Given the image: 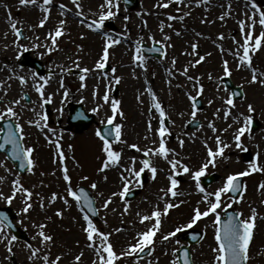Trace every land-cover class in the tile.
<instances>
[{
  "label": "rangeland",
  "instance_id": "rangeland-1",
  "mask_svg": "<svg viewBox=\"0 0 264 264\" xmlns=\"http://www.w3.org/2000/svg\"><path fill=\"white\" fill-rule=\"evenodd\" d=\"M198 1L172 0L168 7H162L160 5L168 3V0H139V6L127 10L122 0H114V5L117 2L119 5L118 9H111L116 15L97 28L93 22L108 10L101 8L106 0H50L47 4L45 0H35L31 4H21L20 0H0V82H3L0 87V97L3 98L0 110L9 105L15 107L19 116L7 118L23 125L24 146L34 148V164L25 175L19 173L5 153L0 152V206L12 207L17 212L16 223L30 235L27 243L17 239L12 241V251L9 252L8 240L13 235L4 224V231L0 232L1 264H13L12 253L16 254L19 264H55L57 257L60 258L59 264H100L96 253L100 239L95 238V246L88 240L85 232L87 222L78 204L70 199L69 181L65 179L63 166L68 167L71 177L79 176L72 182L74 188L84 181L91 188L100 212V222H96L95 226L100 231L105 228L102 232L111 233L109 241L118 254L127 251L131 244L136 243L138 233L148 230L155 223V217L143 222L141 218L151 216L156 210L161 211V225L154 238V250L149 246L151 252L144 258L124 256L114 264H178L176 250L183 243L179 236L188 228L168 240H163V236L189 223L197 207L201 210L208 207V201L203 199L204 192L199 187L207 193H214L224 186L229 175L248 171L249 174L243 176V194L235 200L228 193L222 194L217 212L220 215L224 210L233 208L239 212L241 220H246L253 210L256 211L254 238L247 262L264 264V188L260 187L264 183V171H249L253 161L264 168V41L259 49L251 50L264 26L258 23L257 12V23L250 42L249 66L241 60L247 25L255 11L251 0H214L208 5ZM257 4L264 9V0H257ZM69 10L76 17L68 15ZM45 17L47 20L41 26L40 21ZM61 20L66 22L65 31L57 38L58 47L49 52V33H54ZM241 21H245L244 29H241ZM109 22L115 28H111ZM90 23H93L92 28L88 26ZM12 24L20 29V35ZM100 28L106 32L97 30ZM109 38L119 42L109 47ZM152 39L165 45V57L156 59L141 49L144 61H137V47L142 42L150 44ZM193 45L197 47L193 49ZM105 47L109 51L106 71L105 67L96 68ZM25 54L40 60L45 73L37 74L34 66H23L21 59ZM200 57L204 59L197 64L196 60ZM224 61H228L234 83L241 85L246 92L242 100H233L231 106L226 103L231 98V92L222 81ZM113 67L116 69L114 73L111 71ZM84 68L90 71L85 74ZM81 75L85 76L84 80L80 79ZM253 75H256V81H253ZM20 76L25 77L26 83L20 81ZM115 77H120L119 82ZM44 80L47 83L44 84V97H41L37 83ZM116 85L117 94L114 93ZM200 85H203V92L198 94ZM25 94L30 96V102L25 100ZM105 95L109 96L108 102L103 99ZM189 95L200 97L202 102V106L195 110V117L192 116L194 106ZM47 97L51 98L48 103L53 118L55 121L61 119L59 123L41 120V116L46 115L44 98ZM157 99L168 117L164 142L173 150L167 158L164 157L165 160L159 157L158 162L154 154L161 141L158 131L161 115L154 107ZM15 100L21 103L13 105ZM115 100L121 101L119 108L124 115L115 114L113 125H122V136L120 141L112 144L114 150L122 151V155L119 163H110L107 169L101 171L106 159L104 143L91 126L87 133L85 131L80 135L75 132L68 124V112L74 102H83L88 111L97 114L96 127H99L114 115L111 102ZM249 105L252 110H249ZM248 116L257 118L261 127L242 135L244 151L236 146L235 135ZM191 119L200 120L202 124L197 129H187ZM30 120H40V125L29 124ZM213 124L215 129L211 126ZM217 136L229 147L223 156H217L214 165L209 164L201 176L213 172L219 176L216 182L205 187L195 179V172L210 159L208 149L219 147ZM132 144L138 145V149L131 148ZM144 156L157 168V173L153 177L150 169H145L147 179L142 182L139 178V183L130 178V189H136L138 194L134 200L128 201L119 194L124 185L121 174L128 175L125 169L132 167L133 158L136 159L134 167L139 170ZM173 159L179 161L175 169L170 164ZM185 164L189 166L187 173L183 171ZM172 176L179 181L176 196L168 192ZM16 180L32 195L29 198L27 193L17 191L9 202L6 198L13 196L14 188H19L14 183ZM93 183L96 188L91 187ZM54 193L57 199L52 200ZM113 193L116 195L113 196ZM110 197L111 203L105 208L103 205ZM209 200L214 201V196H210ZM28 203L32 206L24 212ZM168 203L176 206L165 214ZM60 211L63 215L58 214ZM39 225L45 226L43 231L53 237L52 241H43L39 236ZM218 226L215 214L202 217L193 226L204 232L203 240L190 248L195 264H218L219 243L215 239ZM29 244L31 248L27 246ZM37 248L40 251L34 253ZM81 253L83 256L77 261L76 256Z\"/></svg>",
  "mask_w": 264,
  "mask_h": 264
},
{
  "label": "snow or ice",
  "instance_id": "snow-or-ice-1",
  "mask_svg": "<svg viewBox=\"0 0 264 264\" xmlns=\"http://www.w3.org/2000/svg\"><path fill=\"white\" fill-rule=\"evenodd\" d=\"M50 0H45V3H49ZM172 0H168V3H164L160 6L162 7H168L169 3H171ZM178 2H182V0H178ZM21 4H31V3H35V0H20ZM251 6L253 7V9L255 10L253 12L252 17L250 18V23L247 25L248 27V33L245 34L244 37V44H243V57L242 60L246 61L247 64L249 66H251V56L249 55L250 52V42L253 40V36L252 33L254 32V28L255 25L257 23L256 20V14L258 12V16H259V20L258 23L261 26H264V9H261L260 6L257 4V0H251ZM77 7L79 8L80 5L77 4ZM113 7H116L118 9L119 5L118 2L114 5V0H106V3L104 5H101V8H107L108 10L106 12H103L100 14L99 16V20L98 21H94L93 23L95 24V26L97 28L102 27L104 24V21L107 20L110 17H113L116 15V13L114 11H112L111 9ZM126 19H128L126 17ZM174 19V17H173ZM182 19V17H181ZM221 19H223V16L221 17ZM47 17H45L44 19H42L40 21L41 26L44 25V23L46 22ZM65 21L61 20L59 23V26L55 29L54 33L50 32L49 36L51 38V46L48 47V51L52 52L53 50H55L58 47L57 44V38L62 36L65 28ZM93 23H90L88 26L89 28L93 27ZM241 25V29L245 28V21H241L240 22ZM12 28H14L16 30L17 35H20V29L16 28L15 24H12ZM221 38H223V34H221ZM262 41H264V31H262L259 36L257 38H255L254 41V47L251 49L252 51H255L256 49H259L261 47V43ZM119 41H113L111 38H109V47L111 46V44L113 43H118ZM23 47V46H21ZM197 47V45H193V49H195ZM137 55L135 56V59L137 61H144V57L140 54L141 52V48L137 47L136 49ZM109 59V51H108V47H105L104 52H103V56L100 62H98L96 64V68H104L105 67V62ZM204 59V57H200L198 60H196V63H200L202 60ZM78 66V65H77ZM224 68H225V75H230L231 72L228 68V61H224ZM90 71V69L88 68H84L83 72L85 74H87ZM111 71L114 73L116 71V69L113 67L111 69ZM253 72H255V69H253ZM35 77V73L33 74ZM185 75H187V70L185 69ZM211 78V77H210ZM20 81L22 83H26V79L24 76H20L19 77ZM81 80L85 79L84 75L80 76ZM189 79H193L192 77H189ZM253 81L257 80L256 75H253L252 77ZM116 82H119L120 77H115ZM47 83V80H44L43 83H37V91L40 93L41 97H44V84ZM3 86V82H0V87ZM61 86H63V83L61 82ZM194 87L196 85H193ZM149 91H151V89H149ZM203 92V85H200L199 89H198V94ZM65 95H67V93H65ZM153 96L155 98V94L153 93ZM51 98L47 97L44 98V103L49 102ZM105 102L109 101V96L105 95L103 97ZM192 101H196V96H192L191 97ZM3 98L0 97V101H2ZM21 103L20 100H15L12 102L13 105H19ZM209 103H211V101H209ZM226 103L228 105H233L234 101L233 99L229 98L227 99ZM121 104L120 100H115L111 102V109L114 113V115L112 117H109L107 120V123L109 125H111L113 123V120H115V114L119 113V115L123 116L124 113L120 110L119 105ZM154 107L159 109L160 111V115L163 117L165 115V110L164 108L161 106L159 100L157 99ZM249 110H252V106L249 105ZM196 112L193 111L192 112V116L195 117ZM19 116V113L16 111L15 107H13L12 105H9L6 107V109L4 110H0V121L5 120L7 117H13L16 118ZM47 116L46 115H42L41 116V120H46ZM252 122V117L248 116L246 118V121L244 123V126L241 127L237 134L235 135V141L237 142L236 146L238 148H241V150L246 151L245 148H243V145L241 143V137L242 135L246 132V131H250L248 125ZM29 124H36V125H40V120H30L28 121ZM213 127V129H215L214 124L211 125ZM19 127V132H16L13 128V124L11 121H9L8 125H7V135L2 137V139L6 142L12 145V156L17 158L18 160L23 161L25 164L27 165H33L34 161L32 158V153L34 152V148L32 147H25L24 144L21 142L22 138L25 135L24 132V128L23 125H18ZM4 129L0 128V132H3ZM50 131H54L51 130ZM159 131V135L161 137V141H160V146L159 148L155 149V151L158 154L163 155L165 158H167V155L170 151H173L172 149H169L165 146V142H164V137L165 134L168 132V129L165 127L164 121L161 120L160 122V128L158 129ZM109 133H114L115 139L116 141H120L121 140V136H122V125L117 123L115 124V128H109L104 132L101 131H97V136H100L101 139L104 141V145H103V151L106 153V159L103 163V168L101 169V171H103L104 169H107L111 164H116L119 163L121 155H122V151H116L113 148V144L112 141L108 138ZM216 141L219 144V147H217L216 150H213L212 148L208 149V155L210 157V159L198 170L195 172V179L197 181L200 180L201 176L204 174L205 170L208 168L209 164H215L216 162V158L217 156H223L224 151L227 147H229V145L227 144H223L221 142V138L219 136L216 137ZM57 146L59 147V141L56 142ZM181 146H183V141L180 142ZM3 144H0V147H3ZM131 148L133 149H138V145L136 144H132ZM62 154V153H61ZM132 167L125 169V171L128 173V175H124L123 173L122 178L124 180V185H123V191L121 193H119L122 197L125 196L126 193H128L129 189V184L132 183V179L130 178H135L136 182L139 183L140 180L139 178L141 177L142 172L145 169H150L153 177H155L156 173H157V168L154 167L152 165V162L150 161V159H144L142 161V167L139 170H136L134 165H135V158L132 159ZM179 161L173 159L170 161L171 167L173 169H175L178 165ZM23 166V165H21ZM257 170L260 171H264V168H260L258 166V164L253 161L251 163V167L250 170L251 172H255ZM183 171L185 173L189 172V166L187 164L183 165ZM249 172L248 171H244V172H239V173H235L232 175H229L227 177V181L224 184V186L220 187L217 191H215L214 193H207L204 191L203 187H199V190L201 192H204V197L203 199L205 201H208V207L205 210H201L199 207H197L194 210V215L192 217V219L190 220L189 223L182 225L180 227H177L174 231H171L169 233H167V235L163 236V240H168L170 237H174L178 232H181L184 228H192L198 221L201 220L202 217H207L210 214H215V223L216 224H221V218L219 213L217 212V209L220 208L221 206V197L222 194L228 193L230 191H239L240 190V185L238 183H236L238 177L240 176H246L248 175ZM64 176L65 179L67 181H71V177L68 175V169L65 166L64 167ZM106 178V177H105ZM2 179V178H0ZM86 179V177L84 178ZM14 183L16 185H19V188H14L13 190V196H9L6 199L11 202V200L14 198L15 194L17 191H23L25 193H27L28 197L30 198L32 193L23 187V185L20 184L19 180L14 181ZM179 184V181L175 178V176L171 177V187L168 189V192L171 193L172 196H176L177 192L175 191L177 185ZM92 188H96L97 185L95 183H93L91 185ZM261 188H264V183H262L260 185ZM168 192H165V195H168ZM68 194L73 197L75 200L77 201H83L84 203H86L90 208H92L93 211H95L96 209L93 207V202L92 199L88 196V194L84 191L83 188L79 189V194L77 193V191L72 190L71 188L68 189ZM0 195H2V193H0ZM116 193H113V196H115ZM210 196H214V201L209 200ZM243 197H241L242 199ZM57 199V195L54 193L52 196V200ZM65 202H67V199L65 200ZM235 202V201H233ZM111 203V197L105 201L104 203V207L107 208L108 204ZM31 204L28 203L25 205L23 211L24 212H28V210L31 208ZM176 205L172 204V203H168L167 206L164 209V213L166 214L168 209L175 207ZM127 207L125 208V211H127ZM59 215H63V212L60 211L58 212ZM162 213L159 210L154 211L151 216L149 215H145L141 218V222L143 221H148L151 220L152 217H155V223L152 225L151 228H149L146 231H142L140 233H138V239L136 241V243L131 244L129 246V249L127 251H123L120 252L119 254L114 251L113 245L112 243L109 241V237L111 235V233H105L100 231L95 224L92 222L91 219H89L88 214L85 213V219L87 221V227L85 228V232L87 233L88 236V240L93 242V246H95V237H99L100 239V247L98 249V255H99V262L100 264H114L115 261L119 260L120 257H124V256H131V255H137L140 252H143L145 250V248L152 246V249L154 250V246H155V236L157 234V232L160 230V225H161V217ZM0 232H3V225L6 222V216H4L3 214H0ZM255 220H256V211L253 210L251 217H249V219L246 220H237L236 216H229L227 223L220 229L217 231L215 239L217 241H219V245H218V255L216 256V261L218 262V264H245L246 261H248L250 259V246L252 244L253 241V235H254V228H255ZM41 231L39 232V236L42 237L44 242H49L52 241L53 237L50 235H46L45 232L43 231V228L45 227L44 225H39L38 226ZM117 231H119V229H117ZM6 240L8 239L7 236L4 237ZM17 239L16 236H11L10 240H8V251L11 252L12 251V247H11V243L12 241H15ZM177 243L179 244V241H177ZM29 248L32 247L31 244L27 245ZM34 253L35 252H39L40 249H34L33 250ZM184 264H191L190 260H189V253L187 250H184ZM83 256V253H81L80 255L76 256V260L79 261L81 259V257ZM45 261L48 260V257L45 256L44 257ZM59 257L56 258V262L55 264H59ZM179 259V258H178Z\"/></svg>",
  "mask_w": 264,
  "mask_h": 264
},
{
  "label": "water",
  "instance_id": "water-1",
  "mask_svg": "<svg viewBox=\"0 0 264 264\" xmlns=\"http://www.w3.org/2000/svg\"><path fill=\"white\" fill-rule=\"evenodd\" d=\"M126 2H127V5H128V7H132L133 5H134V3L136 2V0H125ZM23 63L24 64H33V63H35V61L33 62H31L29 59H28V57H25L24 59H23ZM37 63V67H38V69L40 70V71H43L42 69H41V64L39 63V62H36ZM234 92H235V95H236V97L237 98H241L242 97V90L239 88V87H234ZM77 108V109H76ZM75 115H76V117H75ZM84 110H83V107L82 106H77V107H75V109H74V111L72 112V117H71V120L72 121H76L77 122V129L79 130V131H81V130H83L89 123H91L92 122V119L91 118H86V119H83V117H84ZM79 121V122H78ZM8 123L9 122H6V123H4V132H3V135H2V137H4V136H6L7 135V125H8ZM258 123H256L255 122V124H254V128L255 129H257L258 128ZM14 128V127H13ZM109 128H112L113 129V126L112 125H106V126H103L102 127V129H101V132H104V131H106L107 129H109ZM14 130H15V128H14ZM1 137V138H2ZM108 138L111 140V141H113V140H115V136H114V133H109V136H108ZM2 140V143L1 144H3L4 146L3 147H1V149H4L5 148V145H9L10 146V148L8 149V155H9V158L13 161V162H16V161H18L19 162V165H18V168H20L23 172H25L28 168H29V165H27V164H25L23 161H21V160H18L17 158H15V157H13L12 156V145L11 144H9V143H6L3 139H1ZM21 165H23V166H21ZM212 179L213 178H209L208 179V182H210V181H212ZM236 183H238L239 185H240V190L239 191H235V192H233V191H230L231 192V195L233 196V197H238L240 194H241V191H242V183H241V179L240 178H238L237 179V181H236ZM81 189V188H80ZM84 189V191L88 194V196L91 198V196L89 195V192H88V190L87 189H85V188H83ZM92 199V198H91ZM92 202H93V200H92ZM84 203V202H83ZM226 216H227V218L226 219H222V224H221V228L227 223V221H228V218H229V216H236V218H237V220H239V217H238V215H237V213L236 212H233V211H227L226 213ZM5 216V215H4ZM2 218V217H1ZM6 221H7V223H11V219H6ZM12 226H13V224H11ZM14 232H15V234H16V236H18V237H20V238H23V239H27L26 238V236H25V234H23V233H21V232H19L16 228H14ZM201 239V235H199V236H197L194 240H191V243H194V242H198L199 240ZM184 250H187L188 251V253H189V249L187 248V247H184L181 251H179V253H180V259H181V263L182 264H184V255H183V253H184ZM189 260H190V254H189ZM245 264H247L246 262H245Z\"/></svg>",
  "mask_w": 264,
  "mask_h": 264
},
{
  "label": "flooded vegetation",
  "instance_id": "flooded-vegetation-1",
  "mask_svg": "<svg viewBox=\"0 0 264 264\" xmlns=\"http://www.w3.org/2000/svg\"><path fill=\"white\" fill-rule=\"evenodd\" d=\"M167 120V119H166ZM167 122V124H168V120L166 121ZM167 148H168V145L166 146ZM154 154L156 155V158H155V160L158 162L159 161V157L160 158H162L163 160H165V158H164V156L163 155H161V154H158L157 152H154ZM170 155V152L168 153V155L167 156H169ZM145 158L144 159H149L147 156H144ZM136 160V159H135ZM141 178H142V174H141ZM146 179H147V177H146ZM145 179V180H146Z\"/></svg>",
  "mask_w": 264,
  "mask_h": 264
},
{
  "label": "bare ground",
  "instance_id": "bare-ground-1",
  "mask_svg": "<svg viewBox=\"0 0 264 264\" xmlns=\"http://www.w3.org/2000/svg\"><path fill=\"white\" fill-rule=\"evenodd\" d=\"M67 13H68V15H70V16H75V17H76V14H75L73 11H71V10H69Z\"/></svg>",
  "mask_w": 264,
  "mask_h": 264
}]
</instances>
